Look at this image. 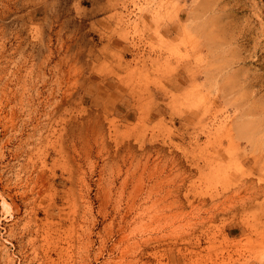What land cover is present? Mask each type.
Segmentation results:
<instances>
[{"label":"rangeland","instance_id":"1","mask_svg":"<svg viewBox=\"0 0 264 264\" xmlns=\"http://www.w3.org/2000/svg\"><path fill=\"white\" fill-rule=\"evenodd\" d=\"M0 264H264V0H0Z\"/></svg>","mask_w":264,"mask_h":264},{"label":"bare ground","instance_id":"2","mask_svg":"<svg viewBox=\"0 0 264 264\" xmlns=\"http://www.w3.org/2000/svg\"><path fill=\"white\" fill-rule=\"evenodd\" d=\"M45 62H46V61H45ZM21 69H22V68H21ZM39 173H40V172H39ZM39 175H40V174H39ZM33 177H34V176H33ZM30 178H31V177H30ZM30 180H31V179H30ZM26 181H27V180H26ZM39 182H40V181H39ZM33 183H34V182H33ZM40 184H43V183H40ZM28 185H29V184H28ZM32 185H33V184H32ZM38 185H39V184H38ZM38 185H37V186H38ZM38 187H39V186H38ZM38 187H37V188H38ZM32 190H33V189H32ZM40 190H41V189H40ZM40 190H39V191H40ZM37 191H38V189H37ZM41 193H42V192H41ZM36 194H37V193H36ZM21 195H22V194H21ZM40 195H41V194H40ZM36 197H37V196H36ZM30 207H31V206H30Z\"/></svg>","mask_w":264,"mask_h":264},{"label":"crops","instance_id":"3","mask_svg":"<svg viewBox=\"0 0 264 264\" xmlns=\"http://www.w3.org/2000/svg\"><path fill=\"white\" fill-rule=\"evenodd\" d=\"M235 231H236V230H235L234 228H232V233H235ZM233 236H234V235H233Z\"/></svg>","mask_w":264,"mask_h":264}]
</instances>
